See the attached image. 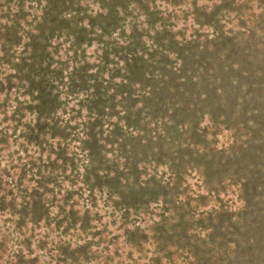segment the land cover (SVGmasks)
Masks as SVG:
<instances>
[{"label": "trees", "instance_id": "trees-1", "mask_svg": "<svg viewBox=\"0 0 264 264\" xmlns=\"http://www.w3.org/2000/svg\"><path fill=\"white\" fill-rule=\"evenodd\" d=\"M43 1L0 20V264H253L227 190L264 205V16Z\"/></svg>", "mask_w": 264, "mask_h": 264}, {"label": "rangeland", "instance_id": "rangeland-1", "mask_svg": "<svg viewBox=\"0 0 264 264\" xmlns=\"http://www.w3.org/2000/svg\"><path fill=\"white\" fill-rule=\"evenodd\" d=\"M186 1L189 2L191 0H186ZM219 1H222V0H196V4L200 8H207V10H211L214 6L215 7L219 6ZM255 2H256L255 0H248V2H246V0H237L236 6H235L237 7V9H240L239 13L240 12L245 13L246 18L248 19V22H252V23L257 21V18L264 16V8L260 7V5ZM19 4L22 5L24 9V13H27L29 15V17L27 18L32 17L33 19L34 16L36 17V15L37 16L40 15L41 13L40 7L41 6L43 7L44 1L41 0V2L38 3V0H0V20L1 19L4 20L6 17L9 18L11 14L16 12L17 6ZM184 7H185L184 4L180 6L181 9H183ZM234 13L238 14V11ZM235 14H232L229 17H233V15ZM227 19L228 18L226 15V18H223L222 22ZM236 26L237 25H235L234 23L230 25L233 32L238 31ZM202 28L204 29L201 30V32H205V33L209 32V29H210L209 26L206 25V26H203ZM242 30L246 32L249 31V29H246V28ZM259 61H260V58H259ZM261 63H262V70H263V62ZM222 133L223 134L219 136L218 138L220 139V143L217 142V146L220 147L221 142H222L223 146H225L228 153L237 152L238 150L235 149L236 147H232L231 142H230V139L233 138L232 134L233 135L235 134L233 132L230 133L225 130L224 131L222 130ZM195 181L196 179H191V178L189 180L190 187L193 190L196 189ZM227 191H228L227 204L229 205L231 210L235 211L236 213L241 211V207H242L244 215L242 214V212H239V216L241 220H244V222H247L249 224L248 230L244 229L243 231H240L241 236H238V238H234V241L237 240V244L239 245V250L241 249V257L243 258V260L248 259L249 261H253L254 262L253 264H264V231H263L264 225H263V230H262L263 235L257 236L256 238L255 235H257V233L253 231L257 223L261 224V220L264 218V205H262L261 203L262 201H256L254 203H251L248 209H245L244 207H246V205L244 201L242 202L238 200L240 198H244V195H240L239 193L237 196L233 195L231 193L230 188ZM262 192H264V190H262ZM263 195L264 193L262 194L260 198H262ZM100 213L101 215L104 216L102 221L105 222L107 219V216H105V212L102 211ZM250 229H253V230H250ZM249 230L250 232L251 231L252 232L249 235V238L247 240H244L243 239L245 237L244 232L248 234ZM248 260H246L247 261L246 263H248Z\"/></svg>", "mask_w": 264, "mask_h": 264}]
</instances>
